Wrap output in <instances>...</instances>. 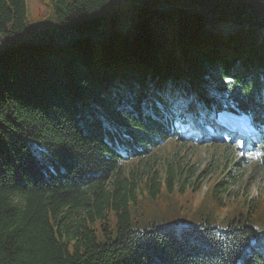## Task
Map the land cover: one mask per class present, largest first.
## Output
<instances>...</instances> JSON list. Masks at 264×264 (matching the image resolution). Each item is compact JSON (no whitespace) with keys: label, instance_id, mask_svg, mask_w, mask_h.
Instances as JSON below:
<instances>
[{"label":"trees","instance_id":"16d2710c","mask_svg":"<svg viewBox=\"0 0 264 264\" xmlns=\"http://www.w3.org/2000/svg\"><path fill=\"white\" fill-rule=\"evenodd\" d=\"M51 7L34 26L27 0H0V264H264L263 193L225 229L133 225L141 184L161 192L163 144L195 143L190 121L227 112L264 131V0ZM229 179L214 184L215 204L227 205Z\"/></svg>","mask_w":264,"mask_h":264},{"label":"rangeland","instance_id":"374dc122","mask_svg":"<svg viewBox=\"0 0 264 264\" xmlns=\"http://www.w3.org/2000/svg\"><path fill=\"white\" fill-rule=\"evenodd\" d=\"M51 2L52 0H27L32 25L38 26L42 20L48 22L51 19L53 15ZM219 28L229 33L236 27L223 23ZM263 37L264 27H260L257 40L261 41ZM181 94L186 97L184 91ZM187 105L189 107L183 111L193 115L195 109L193 97L187 98ZM219 116L225 126L235 127L234 138L215 133L214 129L207 125L193 130L189 140L195 139V143L189 148H179L173 140L163 144L156 162L152 164V170H157L160 174L161 192L157 198L148 196L146 193L149 192L144 183L141 184V187L143 186L139 188L141 201L138 209L134 210L135 216L138 217V222L135 220L133 224L135 228L150 229L153 224L157 228L166 226L180 228L183 225L204 224L210 221L213 226L225 229L229 224L228 219L232 217L238 219L245 214L244 200L253 201L263 193L254 226L258 231L264 230L263 139L257 138L255 135L257 130L248 117H234L228 113H221ZM194 125L192 124L193 127ZM240 132L242 134H237ZM146 165V162H143L134 166V169L139 167L142 171ZM170 166L177 173L175 189L172 191L165 183ZM230 171L236 175V181L231 182L232 179H229L231 183L226 192L229 201L226 200L227 205L215 204L213 186ZM144 177L147 179L148 175ZM183 184L185 190L180 191ZM195 184H199L197 191L192 190Z\"/></svg>","mask_w":264,"mask_h":264}]
</instances>
